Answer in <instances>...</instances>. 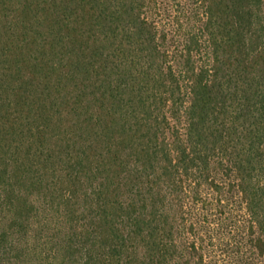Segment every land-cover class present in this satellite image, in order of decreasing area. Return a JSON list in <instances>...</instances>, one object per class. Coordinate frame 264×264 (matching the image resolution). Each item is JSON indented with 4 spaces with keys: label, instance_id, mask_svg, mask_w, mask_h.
I'll list each match as a JSON object with an SVG mask.
<instances>
[{
    "label": "trees",
    "instance_id": "obj_1",
    "mask_svg": "<svg viewBox=\"0 0 264 264\" xmlns=\"http://www.w3.org/2000/svg\"><path fill=\"white\" fill-rule=\"evenodd\" d=\"M198 1L173 55L160 0H0V264H264V0Z\"/></svg>",
    "mask_w": 264,
    "mask_h": 264
},
{
    "label": "rangeland",
    "instance_id": "obj_2",
    "mask_svg": "<svg viewBox=\"0 0 264 264\" xmlns=\"http://www.w3.org/2000/svg\"><path fill=\"white\" fill-rule=\"evenodd\" d=\"M149 15L156 20L166 19L169 26L168 45L173 55L177 49H182L191 42V38L198 31L201 25L202 4L198 0H160L157 8L149 9ZM188 41V42H187ZM225 208L233 209L237 215L240 214V206L238 200L231 198V205ZM204 213V212H203ZM230 222L223 221V228ZM232 234L226 236L231 238ZM233 238H231L232 240Z\"/></svg>",
    "mask_w": 264,
    "mask_h": 264
}]
</instances>
